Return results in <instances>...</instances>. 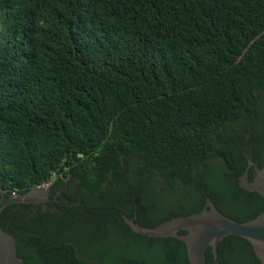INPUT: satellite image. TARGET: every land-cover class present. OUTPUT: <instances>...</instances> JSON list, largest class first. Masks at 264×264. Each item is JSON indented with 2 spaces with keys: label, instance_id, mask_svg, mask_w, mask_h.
<instances>
[{
  "label": "trees",
  "instance_id": "16d2710c",
  "mask_svg": "<svg viewBox=\"0 0 264 264\" xmlns=\"http://www.w3.org/2000/svg\"><path fill=\"white\" fill-rule=\"evenodd\" d=\"M263 98L264 0H0V199L51 182L68 201L8 205L0 227L26 264H189L118 217L264 212L236 179L246 154L264 167ZM218 256L261 264L237 236Z\"/></svg>",
  "mask_w": 264,
  "mask_h": 264
},
{
  "label": "water",
  "instance_id": "95a60500",
  "mask_svg": "<svg viewBox=\"0 0 264 264\" xmlns=\"http://www.w3.org/2000/svg\"><path fill=\"white\" fill-rule=\"evenodd\" d=\"M245 157L249 165H255L247 154ZM246 180L247 170L241 176L243 188L246 191L257 192L264 198V167L257 169L252 183H245ZM30 202H32L30 194L0 199V212L8 205ZM124 221L136 234L158 238L174 237L180 240L186 246L189 264H207L206 251L208 248L212 254V264H219L218 246L222 239L228 236H237L247 240L260 263L264 264V212L252 220L239 223L218 211L207 197L200 212L185 217L171 218L154 228H143L125 217ZM180 231L186 233L181 235ZM0 264H26L17 254L14 237L3 231L1 227Z\"/></svg>",
  "mask_w": 264,
  "mask_h": 264
},
{
  "label": "flooded vegetation",
  "instance_id": "af4514ba",
  "mask_svg": "<svg viewBox=\"0 0 264 264\" xmlns=\"http://www.w3.org/2000/svg\"><path fill=\"white\" fill-rule=\"evenodd\" d=\"M257 169H259L258 165L255 163V165H249L248 160L246 162V168L244 172H242L236 179H237V186L240 190H245L243 188V183L241 181V176L245 171L247 170V180L245 183H252L256 174ZM246 191V190H245ZM30 198L32 199V202L28 203V208L25 210L26 214L30 218H34L38 216V214H45V213H53V214H66V212L63 210L65 206L68 205V201L65 197H60V190L56 193H52L49 191V188L46 189H34L31 190ZM242 196L241 194H239ZM133 208V217L132 220H137V204H132ZM118 217V216H117ZM124 221V216L118 217ZM138 221V220H137ZM126 224V223H125ZM127 225V224H126ZM137 264V263H136Z\"/></svg>",
  "mask_w": 264,
  "mask_h": 264
},
{
  "label": "rangeland",
  "instance_id": "374dc122",
  "mask_svg": "<svg viewBox=\"0 0 264 264\" xmlns=\"http://www.w3.org/2000/svg\"><path fill=\"white\" fill-rule=\"evenodd\" d=\"M260 107H261L262 113L264 114V98L261 99V101H260ZM41 189H46V188H41Z\"/></svg>",
  "mask_w": 264,
  "mask_h": 264
},
{
  "label": "built area",
  "instance_id": "2783aa9c",
  "mask_svg": "<svg viewBox=\"0 0 264 264\" xmlns=\"http://www.w3.org/2000/svg\"><path fill=\"white\" fill-rule=\"evenodd\" d=\"M51 182H48L46 184H43L42 186H38L36 189H41V188H48Z\"/></svg>",
  "mask_w": 264,
  "mask_h": 264
}]
</instances>
